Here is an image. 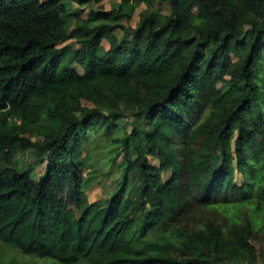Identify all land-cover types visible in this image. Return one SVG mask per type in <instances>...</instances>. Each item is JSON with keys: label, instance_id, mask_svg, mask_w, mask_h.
<instances>
[{"label": "trees", "instance_id": "1", "mask_svg": "<svg viewBox=\"0 0 264 264\" xmlns=\"http://www.w3.org/2000/svg\"><path fill=\"white\" fill-rule=\"evenodd\" d=\"M103 2L0 0V242L56 264H258L264 0ZM124 120L121 180L90 202L78 154Z\"/></svg>", "mask_w": 264, "mask_h": 264}, {"label": "rangeland", "instance_id": "2", "mask_svg": "<svg viewBox=\"0 0 264 264\" xmlns=\"http://www.w3.org/2000/svg\"><path fill=\"white\" fill-rule=\"evenodd\" d=\"M120 3V0H104L102 5L105 9L110 10L112 7ZM157 6L163 13H169V5L167 3H158ZM146 8L145 5H140L134 15V18L129 23H125L126 27L131 29L137 26L140 13ZM90 8H86L84 15L89 14ZM119 37L123 36V32L118 31ZM105 49H109L110 45L107 41L103 42ZM78 71L81 69L74 65ZM110 130H100L98 132L88 133L78 154L79 159L86 166V179L87 182L84 187V192L90 202L99 200H106L111 197L113 190L120 182L121 172L114 164V158L117 154L119 143L117 140L130 129L129 122L124 120L113 125ZM18 157L27 161H32L31 156L27 153L18 152ZM121 161H117L119 164ZM158 165V162L154 161ZM45 165L37 167L36 177L44 173ZM170 174H165L169 177ZM247 208L244 206L234 207L228 211L231 216H242ZM261 223H264V212L261 213ZM258 253L261 254L259 263L264 264V238L260 242H256ZM0 264H56L51 260L37 259L34 257L22 255L14 248H8L0 242Z\"/></svg>", "mask_w": 264, "mask_h": 264}]
</instances>
